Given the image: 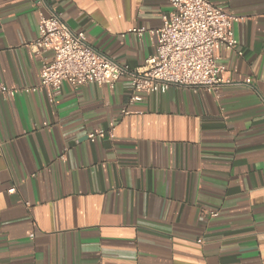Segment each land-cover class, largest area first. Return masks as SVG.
<instances>
[{
    "label": "crops",
    "instance_id": "obj_1",
    "mask_svg": "<svg viewBox=\"0 0 264 264\" xmlns=\"http://www.w3.org/2000/svg\"><path fill=\"white\" fill-rule=\"evenodd\" d=\"M210 2L236 18L237 42L215 50L213 94L136 93L127 77L63 84L52 100L0 94V264H264V0ZM170 11L168 0H0V87L39 83L52 59L28 48L41 18L135 70L154 39L129 30H157Z\"/></svg>",
    "mask_w": 264,
    "mask_h": 264
},
{
    "label": "built area",
    "instance_id": "obj_2",
    "mask_svg": "<svg viewBox=\"0 0 264 264\" xmlns=\"http://www.w3.org/2000/svg\"><path fill=\"white\" fill-rule=\"evenodd\" d=\"M40 4V0H36ZM171 11L161 16L157 30L138 28L129 30L141 38L145 33L154 39V54L141 68L130 70L99 54L86 43L83 32H72L57 16L41 18L37 36L28 48L43 58L39 83L32 87H0V94L14 98L45 90L52 100L63 84L76 89L84 85H114L127 77L133 92L142 94L165 93L171 87L203 90L213 94L224 83L223 68L217 65L215 50L237 49L232 32L236 18L214 6L210 0H168ZM240 55V53H239ZM226 83H229L228 81ZM250 84L249 80L245 81ZM127 115L126 110L121 111ZM104 138L103 131L90 134L89 140ZM14 192V188L8 190ZM213 217L216 213L211 214ZM31 239L33 235L29 236ZM98 264H103L99 262Z\"/></svg>",
    "mask_w": 264,
    "mask_h": 264
}]
</instances>
